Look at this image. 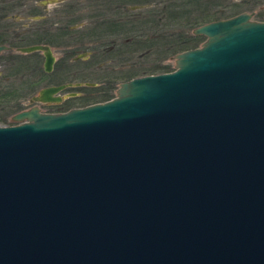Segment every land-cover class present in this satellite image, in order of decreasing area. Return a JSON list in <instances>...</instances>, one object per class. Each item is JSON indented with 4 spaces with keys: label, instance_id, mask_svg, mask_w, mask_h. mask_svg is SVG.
Returning <instances> with one entry per match:
<instances>
[{
    "label": "water",
    "instance_id": "1",
    "mask_svg": "<svg viewBox=\"0 0 264 264\" xmlns=\"http://www.w3.org/2000/svg\"><path fill=\"white\" fill-rule=\"evenodd\" d=\"M192 34L171 73L0 127V264H264V22Z\"/></svg>",
    "mask_w": 264,
    "mask_h": 264
},
{
    "label": "rangeland",
    "instance_id": "2",
    "mask_svg": "<svg viewBox=\"0 0 264 264\" xmlns=\"http://www.w3.org/2000/svg\"><path fill=\"white\" fill-rule=\"evenodd\" d=\"M45 2L46 4L43 6H46L45 12L47 11V13L37 10L36 14L47 16L46 22L44 21L45 23H42V26L51 24L49 28H57V25L54 24L58 22L63 23V26H81L64 39L61 38L63 37L61 36L62 32H59L61 29L58 30L57 41L49 45L56 59L53 72L43 82L39 81L38 85L32 90L29 89V86L41 79L40 76L43 75L42 67L44 62L42 55L39 57L36 54L33 57L36 58L38 65L35 64V59L31 60V64L33 63L34 67L38 68L37 70L41 69L42 73H39V71H36L37 74L30 72L31 76L26 75L23 81L17 83L20 86L18 85L15 91L12 90L13 94L9 91L10 96L6 97V100L10 102V106L3 109V106L0 105L1 127L16 125L12 118L16 114L23 112V110L27 111L34 107H38L41 113L57 114L65 112L68 108L83 107L86 104H91L102 99H113L116 97V91L121 83L127 82L132 77H140V70L154 64H167L175 70V57L170 58L166 56L164 53L166 51L163 50L162 46L159 48L161 42L155 43L145 56H140L146 52L143 49L135 53L123 50L122 43L127 38L137 37L144 32L150 34L151 32L156 33L158 31L156 28L149 30L151 26H145L143 30L138 23L134 22L137 20H148L150 15L145 10L150 7L141 8V11L137 10L139 9L138 7L137 9L128 7V12H124V8L118 10V14L114 17L124 20L121 26H125V30L108 31L100 26L101 22L97 21L98 17L95 16L96 10L102 8L98 6L101 5V0H47ZM40 4L35 2L28 8L17 9L8 13L7 20L12 22L10 27H17L18 29L23 27V22H29L27 21L29 18L23 17L29 16V10L30 14L35 12L34 7L40 6ZM69 5L76 7L73 12L75 15H71L72 12L68 8ZM226 7L228 11L226 12V17L231 15V13L243 11L244 13L252 14L253 21L261 22L257 18L258 14H261L264 20V0H224L222 6L217 9H225ZM214 10L216 11V8ZM57 13L58 15H64L65 18L62 20L58 19ZM218 15H212L209 18L212 20ZM33 20L35 21L36 19L34 18L31 21ZM70 20L72 22L69 23ZM94 22L95 24H93ZM185 29L186 25L183 20H178L174 23L168 21L165 31L162 30L160 33L170 34L171 31L175 32V30L179 33ZM192 31H190L191 34ZM56 33L57 30L53 32L54 35ZM110 48H113V52L108 53L107 51ZM132 48L136 49L135 45L130 50ZM25 64L27 65L29 62H25ZM67 83L71 85L60 93V96L64 100L60 104H37L34 101L30 102L31 98L36 96L40 89ZM72 93H74L75 97L68 98Z\"/></svg>",
    "mask_w": 264,
    "mask_h": 264
},
{
    "label": "trees",
    "instance_id": "3",
    "mask_svg": "<svg viewBox=\"0 0 264 264\" xmlns=\"http://www.w3.org/2000/svg\"><path fill=\"white\" fill-rule=\"evenodd\" d=\"M36 0H10L8 5H5V7H8L9 9H14L16 7H20L22 5H28L29 2H34ZM101 6L102 8H98L95 12V16H97V21H100V26H102L105 30L113 31V30H125V26H121V23L124 22V20L116 19L114 16L118 14V10L124 8V12H128V7H138L139 11H141V8H149L145 10L149 15L150 18L148 20H137L134 21L138 23V25L141 26V28L144 30L145 26H151L149 30H154L155 28L158 29L156 33H150L144 32L142 34H139L137 37H130L127 38L124 43H122L123 50L125 52H137L143 49V51H146L144 54H141L140 56H145L148 54V51L155 45V43L161 42L159 44V48L162 46L163 50L166 56L175 57L176 55L198 48L204 41L205 38L203 36H195L190 33V31L196 29L197 27H200L202 25L215 22L216 20H223V19H229L234 16L237 17V15L244 13L243 11L231 13L229 16H225L227 11V7L225 9H217L218 7L222 6V3L224 0H101ZM68 8H70L71 15L73 14L74 9L76 7L69 5ZM216 8V11L214 10ZM216 18L212 19L209 18L212 15H217ZM230 14V13H227ZM222 15V16H221ZM224 15V16H223ZM257 18L261 22H264L262 15L258 14ZM168 19V20H166ZM183 20L186 25V29L181 32H172L170 34L167 33H160V31L164 30L167 25L168 21H172V23ZM72 22L71 20L69 23ZM133 23V22H132ZM95 24V22L93 23ZM98 25V24H96ZM71 25H66L67 27H70ZM101 27V28H102ZM64 33L62 34H72L73 31H62ZM113 44V43H112ZM135 45L136 49H131ZM157 45V44H156ZM113 47V46H112ZM138 47V48H137ZM113 52V48L108 49L107 51ZM147 57V56H146ZM23 63V62H22ZM22 63H20L22 65ZM174 70L167 64L161 65V64H154L152 66H148L142 70H140V77L142 76H148V75H158V74H165L173 72ZM20 72L19 69L17 73ZM42 76V75H41ZM40 76V77H41ZM42 78V77H41ZM46 77H43L41 82ZM134 79L129 78L127 81ZM39 82H34L32 89L35 88L36 85H38ZM16 89V88H12ZM14 92L11 91V94ZM4 97H9L10 93H6L3 95ZM109 99H102L96 102H93L91 104H86V106L97 104V103H104L106 101H109ZM83 106V107H86ZM78 107V108H83ZM77 108V107H75ZM72 108L66 109V111L70 110Z\"/></svg>",
    "mask_w": 264,
    "mask_h": 264
},
{
    "label": "flooded vegetation",
    "instance_id": "4",
    "mask_svg": "<svg viewBox=\"0 0 264 264\" xmlns=\"http://www.w3.org/2000/svg\"><path fill=\"white\" fill-rule=\"evenodd\" d=\"M47 1V0H45ZM44 0H36L34 2H29L28 5H22L20 7H16L14 9H9L8 7H5V5H8L10 0H0V46H5L7 49L3 52L0 53V105L3 106L4 108H8L10 106V102H8L6 99V97H4L3 95H5L6 93H10L12 90L15 91L16 89H12V88H17L18 85L20 86V84H17L19 81H23L25 79L26 75L31 76L33 74H37L36 71H39V73H42V70H37L38 68H36V66L34 67V64H31V60L36 58H33L36 54L39 55V57L42 55L44 58V55L42 52H33V53H29V54H23L21 52L18 51V49L20 48H27L31 46H36V45H44V46H48L50 48L49 45H51V43L56 42L58 37V30L59 32L68 30V31H75L77 28H80L78 26H70L66 28V25L63 26V23H53L54 25H57V28H52L49 26L51 25H44L42 26V23H45L47 16L45 15H36L37 14V10L39 11H44L46 9V6H43L46 4ZM41 3L40 6H35L34 9L36 10L35 12H33L32 14H30V10H29V16L28 17H23V18H29L27 21L29 22H23V27L21 28H11L10 24H12V22L7 20V17L9 16L8 13L17 10V9H24V8H28L30 5L34 4V3ZM58 12V11H57ZM47 13V11L45 12ZM55 13V12H54ZM56 16H58V19H64V15H58V13L56 14ZM36 19L35 21H31L32 19ZM45 21V22H44ZM30 23V26H29ZM28 24V26H27ZM80 24V23H79ZM26 25V26H24ZM57 30V33L54 35L53 32ZM64 33V32H62ZM61 37L62 39L70 36L69 34H62ZM60 38V39H61ZM51 50V48H50ZM52 52V50H51ZM53 55V53H52ZM54 57V55L52 56ZM55 59V57H54ZM77 59H82V58H77ZM23 62V63H22ZM25 62H29V64H25ZM44 62H45V58H44ZM44 62H43V67H44ZM56 62V59L54 61V64ZM22 63V65L20 64ZM36 65H38V62L36 60L35 62ZM54 64L52 66V70L49 73H46L44 71L43 68V75L41 76L43 77H50V75L53 72L54 69ZM21 71L17 73V71ZM31 72V73H30ZM21 75V76H20ZM41 75V74H40ZM40 77V78H41ZM41 78V79H42ZM39 79L37 82H41L42 80ZM36 83V82H35ZM63 85V84H61ZM61 85H57V86H49V87H58ZM71 84L67 83L64 84L63 86H66L65 89L70 86ZM33 83L30 84V88H32ZM48 88V87H46ZM44 89V88H42ZM40 89L38 91V93L42 90ZM64 89V90H65ZM62 90V91H64ZM10 91V92H9ZM61 91V92H62ZM59 92L57 94L58 97H60L61 101L63 100V97L60 96ZM38 95V94H37ZM36 95V96H37ZM36 96H33L30 100V102H32V99ZM71 97H75L74 93H72L71 95L68 96V98ZM66 98V99H68ZM65 99V100H66ZM37 104H50V103H39L36 102ZM58 103V104H60ZM12 104V103H11ZM13 105V104H12ZM38 108V107H37ZM39 109V108H38ZM74 109V108H72ZM71 110V109H70ZM66 112V110H65ZM64 113V112H63ZM49 114V113H47ZM58 114V113H57Z\"/></svg>",
    "mask_w": 264,
    "mask_h": 264
}]
</instances>
